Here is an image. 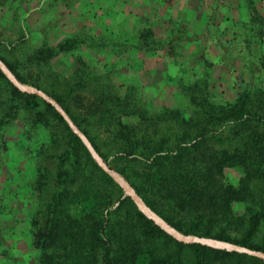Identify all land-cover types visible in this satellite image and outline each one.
Segmentation results:
<instances>
[{
    "label": "trees",
    "instance_id": "16d2710c",
    "mask_svg": "<svg viewBox=\"0 0 264 264\" xmlns=\"http://www.w3.org/2000/svg\"><path fill=\"white\" fill-rule=\"evenodd\" d=\"M256 1L264 2L245 0V21L219 31L230 33L217 40L222 59L232 61L227 65H233L234 51L242 55L246 78L239 74L234 96L221 97L213 64L201 57L197 68L181 70L169 81L175 105L144 99L136 81L121 80L114 64L88 53L105 48L119 53L124 48L116 40L110 44L111 38L91 36L82 27L50 42L56 19L46 13L72 2L49 0L46 10L37 9V24L25 26L12 11L19 31L16 37L0 33V61L19 83L52 99L106 166L91 157L51 103L21 91L0 70V164L4 135L19 121L25 151L31 149L35 163L34 210L27 222L37 264H264L244 252L174 239L107 172L122 177L179 233L264 253V53L254 50L262 41L264 16ZM169 33L163 43L144 27L136 46L146 52L189 41L182 22ZM30 34L39 41H31ZM59 54L74 58L65 74L51 65ZM225 169L238 173L234 182Z\"/></svg>",
    "mask_w": 264,
    "mask_h": 264
},
{
    "label": "crops",
    "instance_id": "0c3cea01",
    "mask_svg": "<svg viewBox=\"0 0 264 264\" xmlns=\"http://www.w3.org/2000/svg\"><path fill=\"white\" fill-rule=\"evenodd\" d=\"M48 1L10 0L9 3L20 6L18 13L23 18L22 22H26L25 17L29 12L39 8L46 10ZM67 1L72 3L67 7L59 3L52 12L46 13V16L56 17V24L49 33L50 42L54 43L63 36L74 35L83 29L82 27L87 29L91 36L103 35L111 38L110 44L116 40L124 48L119 53H112L107 48L98 54L89 50L88 53L98 56L99 59L100 57L103 60L108 59L111 64L117 66L124 80L139 81L143 85L149 83L157 91L165 89L169 94L174 90L169 81H172L184 67H198L197 63L201 57L206 58V55L211 57L212 70L217 66L229 68L222 59V50L217 40L230 38V33L219 35V31L224 29L225 25L245 21L247 17L245 0ZM254 3L255 8L264 16V2ZM180 22L183 23L182 34L189 41L182 42L173 49L167 44H162L146 52L136 46L139 32L144 27L149 29L153 39L166 43L171 28ZM33 37L35 42L39 41L37 36ZM254 49L264 53V34L262 41L254 45ZM66 55L58 56L61 58ZM147 72L156 75L154 82L145 83Z\"/></svg>",
    "mask_w": 264,
    "mask_h": 264
},
{
    "label": "rangeland",
    "instance_id": "374dc122",
    "mask_svg": "<svg viewBox=\"0 0 264 264\" xmlns=\"http://www.w3.org/2000/svg\"><path fill=\"white\" fill-rule=\"evenodd\" d=\"M8 1L0 0V33L3 36L16 37L19 26L14 21L15 18L12 17V11L14 10L20 19L18 13L20 6L13 4L12 9L8 10ZM39 18L40 13L38 10L29 12L26 16V22H21L20 26L37 24ZM28 36H31L30 40L35 42L33 34ZM232 55L235 59L232 66L229 65V68L217 66L215 70H212L216 91L220 93L223 99H230L234 96L235 82L240 78L239 74L244 76L245 72L242 61L238 59L242 55L237 53V51H234ZM94 57L99 59L96 55ZM205 57L210 61L211 57L207 55ZM99 60L105 62L108 66L112 65L108 59L103 60L100 57ZM229 60V58H225L224 61L230 64L232 61ZM73 64L74 58L70 54H67L66 57H55L51 61L52 67L64 74L70 70ZM232 69L235 70L232 71ZM116 70H119L117 66ZM183 70L187 71L188 68L184 67ZM244 77L246 78V76ZM155 78L156 75L147 72L144 81L145 83L154 82ZM120 79L124 80L121 77V73ZM137 83L145 94L144 99H153L154 103L166 101L173 105L176 104V97H173V92L169 94L166 93L165 89L157 91L149 83V85L140 84L139 81ZM20 131L21 126L19 121H17L4 135L6 149L3 152L0 164V264H37L38 251L31 245L30 227L27 222L34 210V195L31 192L30 183L35 163L31 149H28V152L25 151L27 141L21 139ZM224 176L229 181L234 182L236 177H238V173L225 169ZM122 191L125 194L123 189Z\"/></svg>",
    "mask_w": 264,
    "mask_h": 264
},
{
    "label": "water",
    "instance_id": "95a60500",
    "mask_svg": "<svg viewBox=\"0 0 264 264\" xmlns=\"http://www.w3.org/2000/svg\"><path fill=\"white\" fill-rule=\"evenodd\" d=\"M0 70L3 72V74L6 76V78L18 89L21 91L31 92L39 95L42 97L45 101L51 103L55 109L59 112V114L63 117V119L66 121L68 126L71 128L73 132H75L79 138L83 141L85 146L87 147L91 157L103 168L106 169V166L102 163L98 155L95 153L87 139L75 128V126L71 123L69 118L65 115V113L57 106V104L50 99L47 95H45L42 91L32 87V86H26L24 84L19 83L15 77L9 72V70L4 66V64L0 61ZM107 172L112 176V178L119 184V186L124 190L125 195H128L137 208L149 219H151L159 228H161L163 231H165L167 234L172 236L174 239L181 241L183 243H200L209 247L214 248H220L227 251H238V252H244L249 255H253L256 257L261 258L264 261V253L256 250L247 249L241 246H237L235 244L224 242L216 239L206 238V237H199L195 235H184L182 233H179L175 229H173L171 226L166 224L160 217H158L154 212H152L148 207L145 206V204L142 202V200L133 192L132 188L129 186V184L123 180L117 173H115L112 170H107Z\"/></svg>",
    "mask_w": 264,
    "mask_h": 264
}]
</instances>
